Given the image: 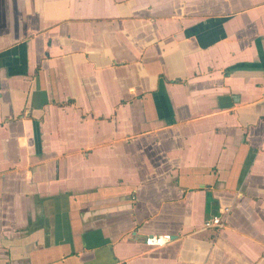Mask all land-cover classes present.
Listing matches in <instances>:
<instances>
[{"label": "crops", "instance_id": "0c3cea01", "mask_svg": "<svg viewBox=\"0 0 264 264\" xmlns=\"http://www.w3.org/2000/svg\"><path fill=\"white\" fill-rule=\"evenodd\" d=\"M0 264H264V0H0Z\"/></svg>", "mask_w": 264, "mask_h": 264}, {"label": "built area", "instance_id": "2783aa9c", "mask_svg": "<svg viewBox=\"0 0 264 264\" xmlns=\"http://www.w3.org/2000/svg\"><path fill=\"white\" fill-rule=\"evenodd\" d=\"M223 219L221 217H215L205 223V229H219L224 227ZM172 243V237L170 235L162 236H149L145 240V245L149 248H161Z\"/></svg>", "mask_w": 264, "mask_h": 264}]
</instances>
